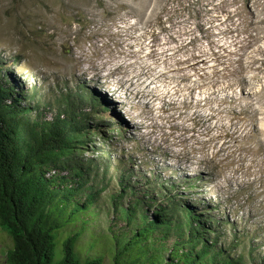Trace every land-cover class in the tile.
<instances>
[{
	"label": "rangeland",
	"instance_id": "rangeland-1",
	"mask_svg": "<svg viewBox=\"0 0 264 264\" xmlns=\"http://www.w3.org/2000/svg\"><path fill=\"white\" fill-rule=\"evenodd\" d=\"M0 86L32 127L72 110L92 131L44 168L71 191L47 215L54 262L78 233L80 260L182 264L191 212L209 253L264 264V0H0ZM157 216L169 228L115 260ZM10 248L0 230V264Z\"/></svg>",
	"mask_w": 264,
	"mask_h": 264
},
{
	"label": "trees",
	"instance_id": "trees-1",
	"mask_svg": "<svg viewBox=\"0 0 264 264\" xmlns=\"http://www.w3.org/2000/svg\"><path fill=\"white\" fill-rule=\"evenodd\" d=\"M11 96L7 87L0 86V230L11 240L5 264H102L100 258L80 260L74 254L72 245L78 233L62 242V256L54 262L52 231L59 226H51L47 218L53 209L57 214L65 212L63 200L67 195L61 193L71 191L54 185V181L45 177L44 168L62 166L80 152L79 147L92 142L88 140L92 131L85 123L86 114L77 115L71 110L66 119L32 127L19 116L24 112L12 108L11 100L7 102ZM88 100L94 107H101L97 97L90 95ZM82 209V206L74 207L69 214ZM185 216L189 237L187 241L173 245L174 256L181 255L179 249L183 247L193 248L200 244V248L192 257L184 253L182 264H238L237 260L222 258V252L209 253V246L200 241L201 232L192 225L193 214L189 212ZM162 228H169V220L161 216L144 221L119 245L115 260L121 261L127 254L139 256L141 245L154 231Z\"/></svg>",
	"mask_w": 264,
	"mask_h": 264
}]
</instances>
